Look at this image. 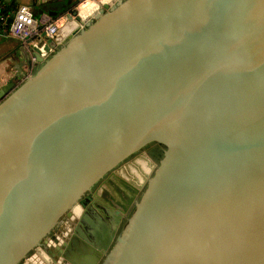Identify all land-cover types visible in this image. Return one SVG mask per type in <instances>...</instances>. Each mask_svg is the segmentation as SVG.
I'll list each match as a JSON object with an SVG mask.
<instances>
[{
  "label": "water",
  "instance_id": "1",
  "mask_svg": "<svg viewBox=\"0 0 264 264\" xmlns=\"http://www.w3.org/2000/svg\"><path fill=\"white\" fill-rule=\"evenodd\" d=\"M99 2L0 101V264H264V0Z\"/></svg>",
  "mask_w": 264,
  "mask_h": 264
},
{
  "label": "crops",
  "instance_id": "2",
  "mask_svg": "<svg viewBox=\"0 0 264 264\" xmlns=\"http://www.w3.org/2000/svg\"><path fill=\"white\" fill-rule=\"evenodd\" d=\"M66 1L75 2L76 0H2L1 14L3 18H0V90L7 86L11 87L0 98V101L39 69L40 63L36 62L33 58L29 46L39 41H45L42 35L29 41H22L12 37L8 33V27L13 12L21 3H26L33 8L34 12L36 11L35 14L37 17L41 16L38 12L39 9H43L44 13L49 14L62 24L66 22V17H68L67 15L69 13L75 15V18L72 19H77V21L79 17H87L91 13V7L93 5L89 1L83 0H77L78 2L75 6L63 11V3ZM71 23L77 24L74 22Z\"/></svg>",
  "mask_w": 264,
  "mask_h": 264
},
{
  "label": "built area",
  "instance_id": "3",
  "mask_svg": "<svg viewBox=\"0 0 264 264\" xmlns=\"http://www.w3.org/2000/svg\"><path fill=\"white\" fill-rule=\"evenodd\" d=\"M83 1L91 2V4L95 6V10H93L87 17L81 18V16L78 21L77 19H72L75 18V15L69 13L64 24L60 23L58 20H55L52 18V16L46 13H42L40 17H37L33 8L29 4L21 3L11 16L8 33L12 37L22 41L33 40L40 37L41 35H45L57 43H61L70 33L85 27L87 23L92 21V19L95 17V14L101 7L99 2L100 0ZM1 5L2 0H0V7ZM0 18H3L1 12ZM71 22L77 24H72Z\"/></svg>",
  "mask_w": 264,
  "mask_h": 264
},
{
  "label": "flooded vegetation",
  "instance_id": "4",
  "mask_svg": "<svg viewBox=\"0 0 264 264\" xmlns=\"http://www.w3.org/2000/svg\"><path fill=\"white\" fill-rule=\"evenodd\" d=\"M150 146H157V145H150ZM148 150H149L150 154L154 158L158 157L159 154H162L163 153V149L160 146H158V149L157 150H154L153 148L152 149H148ZM118 179L119 180H122L120 178H118ZM111 183L112 184H115L116 187H113L114 185H112ZM104 185L105 186H103V187H99L98 186L95 189H93V191H92L93 192L92 193V197L93 198H96L97 200H99L98 202H102L103 204H111L112 203V199L117 200V201H120L121 203L123 202L125 204L126 198L128 196H132L133 197L134 194H136V190L137 189H140V186L137 185V183H136V179H135V181H132L131 184L128 183L127 181L126 182L124 181V183H123V182H119L118 180H115L114 179L110 183L104 184ZM97 188L99 190V193H95V191H96ZM101 206L105 209V207L103 205H101ZM126 220L127 219L125 218L123 220V223ZM119 231L121 232V230H119ZM41 259H42V257H41Z\"/></svg>",
  "mask_w": 264,
  "mask_h": 264
},
{
  "label": "trees",
  "instance_id": "5",
  "mask_svg": "<svg viewBox=\"0 0 264 264\" xmlns=\"http://www.w3.org/2000/svg\"><path fill=\"white\" fill-rule=\"evenodd\" d=\"M78 1L76 0L75 2L72 1V2H69V1H66L65 3H63V8L62 10L63 11H66L67 9L69 10L72 6H75V4L77 3ZM36 3V2H35ZM0 12H2V8L0 7ZM13 12V11H12ZM36 12V11H35Z\"/></svg>",
  "mask_w": 264,
  "mask_h": 264
},
{
  "label": "rangeland",
  "instance_id": "6",
  "mask_svg": "<svg viewBox=\"0 0 264 264\" xmlns=\"http://www.w3.org/2000/svg\"><path fill=\"white\" fill-rule=\"evenodd\" d=\"M154 149V150H157L158 149V146H150V147H148V149ZM161 155L162 154H159V156L158 157H156V158H158V159H160L161 158ZM134 158V157H133ZM134 208L135 207H133L131 210H130V212H129V214H128V217H130L131 216V214L133 213V211H134ZM126 223V222H125Z\"/></svg>",
  "mask_w": 264,
  "mask_h": 264
},
{
  "label": "bare ground",
  "instance_id": "7",
  "mask_svg": "<svg viewBox=\"0 0 264 264\" xmlns=\"http://www.w3.org/2000/svg\"><path fill=\"white\" fill-rule=\"evenodd\" d=\"M91 4V3H90ZM92 9H91V12L93 11V10H95V6H92L91 7ZM84 17V16H83Z\"/></svg>",
  "mask_w": 264,
  "mask_h": 264
}]
</instances>
